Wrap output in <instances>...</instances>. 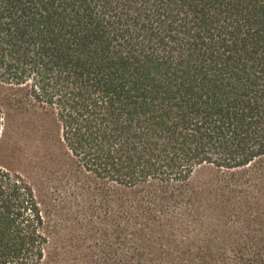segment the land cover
I'll return each mask as SVG.
<instances>
[{"label": "trees", "instance_id": "16d2710c", "mask_svg": "<svg viewBox=\"0 0 264 264\" xmlns=\"http://www.w3.org/2000/svg\"><path fill=\"white\" fill-rule=\"evenodd\" d=\"M0 264H264V0H0Z\"/></svg>", "mask_w": 264, "mask_h": 264}]
</instances>
